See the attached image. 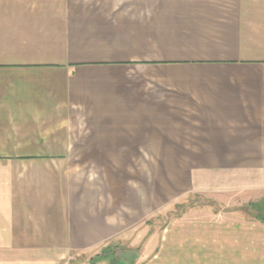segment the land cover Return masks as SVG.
<instances>
[{
	"label": "crops",
	"instance_id": "obj_1",
	"mask_svg": "<svg viewBox=\"0 0 264 264\" xmlns=\"http://www.w3.org/2000/svg\"><path fill=\"white\" fill-rule=\"evenodd\" d=\"M124 252L264 264V0H0V264Z\"/></svg>",
	"mask_w": 264,
	"mask_h": 264
},
{
	"label": "rangeland",
	"instance_id": "obj_2",
	"mask_svg": "<svg viewBox=\"0 0 264 264\" xmlns=\"http://www.w3.org/2000/svg\"><path fill=\"white\" fill-rule=\"evenodd\" d=\"M212 203H215V202L212 199H209L208 197H205V196H199V195L191 194V195L185 197L180 202L169 206L159 217H157L155 219V220H157V223H156L157 232H159L161 230V227L164 225V223L166 221L178 217V215L183 213V211H185V209L186 210L192 209L193 208L192 205L193 206H203V205H208V204H212ZM259 204H261V203H259ZM217 205H214L213 207L215 209L221 210V207H219ZM239 212L245 216H257V215L261 214V213H259V211H257L256 208L251 207V205L246 206V207L242 206L239 209ZM129 253H131V252H129ZM134 253H136V252H134ZM125 254H127V253H125ZM11 256L12 255L9 256L10 259H8V261L4 262L5 264H24V261H25L24 256H13V257H11ZM130 258H132V257H130ZM62 261L63 262H61V263H64V264L67 263L66 260H62ZM80 262L81 261H78V263H80ZM29 264H35L34 259H31Z\"/></svg>",
	"mask_w": 264,
	"mask_h": 264
},
{
	"label": "water",
	"instance_id": "obj_3",
	"mask_svg": "<svg viewBox=\"0 0 264 264\" xmlns=\"http://www.w3.org/2000/svg\"><path fill=\"white\" fill-rule=\"evenodd\" d=\"M126 257H125V260L127 261V264H132L134 262V259H133V256H137L136 253L134 252H131V253H127V254H124ZM132 257V258H130Z\"/></svg>",
	"mask_w": 264,
	"mask_h": 264
},
{
	"label": "trees",
	"instance_id": "obj_4",
	"mask_svg": "<svg viewBox=\"0 0 264 264\" xmlns=\"http://www.w3.org/2000/svg\"><path fill=\"white\" fill-rule=\"evenodd\" d=\"M260 205H261V204H251V207L256 208L257 211H262ZM192 207H193V205H192ZM185 211H186V209H185ZM185 211H183V213H184ZM183 213H181L180 215H178V217H180ZM259 213H261V212H259ZM259 215H261V214H259Z\"/></svg>",
	"mask_w": 264,
	"mask_h": 264
}]
</instances>
